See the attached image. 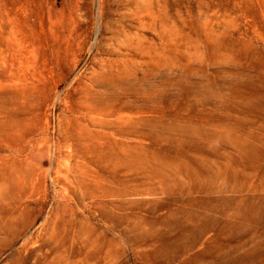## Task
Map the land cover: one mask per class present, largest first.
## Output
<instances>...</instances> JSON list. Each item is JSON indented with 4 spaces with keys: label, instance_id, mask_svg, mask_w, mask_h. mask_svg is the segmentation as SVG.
Returning <instances> with one entry per match:
<instances>
[{
    "label": "rangeland",
    "instance_id": "1",
    "mask_svg": "<svg viewBox=\"0 0 264 264\" xmlns=\"http://www.w3.org/2000/svg\"><path fill=\"white\" fill-rule=\"evenodd\" d=\"M0 264H264V0H0Z\"/></svg>",
    "mask_w": 264,
    "mask_h": 264
},
{
    "label": "bare ground",
    "instance_id": "2",
    "mask_svg": "<svg viewBox=\"0 0 264 264\" xmlns=\"http://www.w3.org/2000/svg\"><path fill=\"white\" fill-rule=\"evenodd\" d=\"M42 226V225H41ZM38 228V227H37ZM33 230H35V229H33ZM31 234V233H30ZM30 237H31V235H30ZM27 240V239H26Z\"/></svg>",
    "mask_w": 264,
    "mask_h": 264
}]
</instances>
